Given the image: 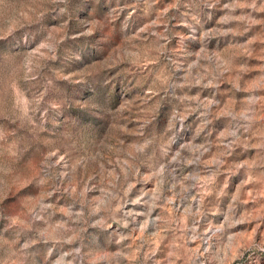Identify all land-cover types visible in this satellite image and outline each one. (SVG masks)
<instances>
[{
  "label": "clouds",
  "instance_id": "9594fccd",
  "mask_svg": "<svg viewBox=\"0 0 264 264\" xmlns=\"http://www.w3.org/2000/svg\"><path fill=\"white\" fill-rule=\"evenodd\" d=\"M35 2L37 10L31 18L7 28L0 27V256L11 251L7 261H0V264L23 261L30 255L31 246L40 240L67 244L79 240L80 245L73 249L79 264H99L117 256L135 259V254L129 256L125 251L129 246L124 241L138 240V248L149 245V251L144 254L147 261L155 255L168 232L169 264L174 256L181 258L176 255L179 252L188 256L186 264H231L236 259L237 250L259 248L264 251V232L260 233V244L254 239L260 225L264 224V211H261L264 210V95L258 93V89L264 90V84L245 81L242 87L234 75L230 59L200 47V32H193L190 37L173 33L167 22L159 17L139 29L135 36L125 35L123 45L114 49L121 55L104 58V53L116 44L122 34H126L135 13L133 9L114 34L113 9L102 19L92 21L87 31L79 33L91 38L87 45L74 46L62 54L67 66L86 69L79 80L65 75L60 79L67 84L61 87L44 85L49 92L48 100L30 89L33 99L27 105H21L17 100L16 81L21 78L22 71L23 79L29 83L36 81L38 72L33 69L39 68L37 61L56 59V49L49 41L55 38L58 30L50 26L58 23V18L66 16L69 6V0ZM178 4L179 0H176L173 7ZM87 6V3L81 4V7ZM226 7L245 5L237 0ZM247 7L264 12V0H259V3L252 0ZM232 19L244 20L246 17ZM192 20L199 24L197 15H193ZM161 23L163 31H155ZM180 23L191 27L186 21ZM251 23L264 24V20H252ZM150 30L156 38L150 50L133 43L141 33ZM229 32L238 34L231 29H209L203 36L207 39L213 35H228ZM173 35L179 36L177 46L169 49V37ZM188 42L199 48L195 53V64L200 71L195 76L190 71L192 64L188 65L187 72L182 73L184 60L190 55ZM131 48H136V51L129 54ZM161 57H164L163 62ZM260 58L264 60V56ZM125 62L127 64L119 70L127 73H132L133 69L143 73L149 65L154 66V69H149L153 83L147 96L155 99L144 110L139 126L133 125L131 118H125L124 113L129 107L127 102L111 99L102 82V71H116V65H124ZM260 80L264 81V76ZM228 83L233 95L236 92L249 93L239 106L231 100L222 105L214 95L200 100L199 95L185 94L180 99L197 101V108H186L183 113L173 111L171 116L165 111L161 113L159 134L155 128L148 131V125L156 119L161 104L166 100L170 103L177 89L199 87L220 91V86ZM198 109H202L200 130L217 117L230 121L217 140L222 150L209 159L202 158L201 148L204 151L209 149L203 145L193 149L191 141L181 143L173 150L180 132L176 126L177 119L183 121L188 113ZM54 148L58 150L54 151ZM237 148L256 149V158L226 169L229 175L242 168L249 171L241 177L240 186L231 197L229 211L216 223L214 221L220 211L218 202L228 188L227 180L222 186H216V177L224 168L226 158ZM81 152L85 154L80 156L77 164L98 166L99 182L90 187L94 177L81 176L79 181L73 179L65 186L61 176H67L69 172L58 173L57 166L62 161L67 166L65 157L71 159ZM185 152L189 154L184 155ZM34 161H38L35 167ZM193 165L200 170L176 181L169 179L177 168ZM247 185H258L259 190L255 193L249 191L246 198L241 199L240 190ZM97 187L100 195L90 197L89 194ZM193 190L195 194H192ZM54 194L70 197L79 204L78 211L68 217L76 222V228H70L67 221L58 222L55 227L48 224L45 217L64 211L57 206L59 200L47 202ZM213 196L214 199H208ZM177 199L186 201L182 209L175 207ZM249 201L258 203L260 210L255 213L242 211L236 216L237 204L246 206ZM128 205L143 207L145 211L126 210ZM157 208L168 215L153 217ZM176 212L181 213L178 218ZM140 216L144 217L143 222L137 220ZM201 220L204 221L203 228ZM39 221L48 226L42 228ZM251 221L256 222L251 233L234 231L237 226ZM113 225L118 226L115 243L120 247L116 252L106 251L97 256L92 249L104 247ZM150 225H155L156 231L146 237L145 232ZM84 233L86 237L82 235ZM21 236L25 238L24 243H20ZM33 236L35 238H31ZM189 241L195 242L197 247L186 248ZM155 264H160V261H155Z\"/></svg>",
  "mask_w": 264,
  "mask_h": 264
},
{
  "label": "rangeland",
  "instance_id": "374dc122",
  "mask_svg": "<svg viewBox=\"0 0 264 264\" xmlns=\"http://www.w3.org/2000/svg\"><path fill=\"white\" fill-rule=\"evenodd\" d=\"M236 2L237 0H179L178 6L173 7V5L176 4V0H156V2H153V0H99V2H97V0H69L66 16L58 18V23L50 26L58 30L55 38L49 41L56 49V59H40L37 61L39 68L33 69V71L38 72L36 76V81H38V83L36 81L29 83V81L23 79L24 72L22 71L20 73L21 78L16 81L17 100L21 105H27L28 102L33 99V96L30 94V89L32 93L43 94V99L48 100L49 92H46L44 85H48L49 88L61 87L67 84L66 81L60 79L61 76L65 75H72L74 80H79L80 74L85 72L86 69L83 67L67 66L62 54L70 51L74 46L83 47L87 45L91 38L80 36L79 33L87 31L92 21L102 19L113 9H115L112 19L114 34L118 30V27L123 24L129 13L133 12V9H135V13L129 21L126 34H122L116 44L104 53V58L121 55L122 53H117L114 49L123 45L125 35L135 36L139 29L143 28L146 24L150 25L152 21L157 20L159 17L161 21L167 22L173 33H179L185 37H190L193 32H200V47L206 48L209 53L218 52L226 59H230L235 69L234 75L239 79L242 87L245 81L249 84H264V81L260 80V77L264 76V60L260 58L264 56V43H262V41H264V24L251 23L252 20H264V12H257L247 7L252 0H239V3L244 4L245 7H226V5L235 4ZM82 3H87L88 6L81 7ZM165 9H167V12H165ZM36 10L37 5L35 0H0V27L7 28L12 26L15 22L31 18L33 12ZM193 15L198 16L199 24H196L195 21L192 20ZM232 17H246V19L237 20L232 19ZM182 20L186 21L191 27H185L184 24L180 23ZM64 25L67 26L64 27ZM209 29H219L220 31L231 29L238 34L233 35L232 32H229L228 35H213L205 39L203 33ZM151 31L152 30L141 33L133 43L139 48L150 50L154 46L153 41L156 39L150 34ZM155 31H163V23L159 24L155 28ZM73 37L76 39H73ZM178 39L179 36H170L168 48L172 49L176 47ZM56 41H60V43ZM250 41H252V43H249ZM135 51L136 48H131L129 54ZM187 51L190 55L184 60L185 68L182 70V73L187 72L188 65L192 64L193 66L190 71L192 75L195 76L200 71L199 66L195 64L197 59L195 53L199 51V48L191 42H188ZM248 53H251V55ZM149 55H151L150 51ZM163 61L164 57H161V62ZM126 64L127 62H125L124 65L117 64L116 71H102V82L106 94L111 99L114 101L118 100L120 103L127 102L129 107L126 109L124 116L126 119L131 118L133 125L139 126L138 121L142 120L144 110L154 103L155 98L149 99L147 96L153 83V76L149 74V69H154V66L149 65V68L145 69L143 73H137L135 69H133L132 73L120 71L119 69ZM89 78H91V75ZM258 93L264 95V90L258 89ZM185 94L188 96L199 95L200 100L212 98L214 95L216 99L220 100L222 105L231 100L234 101L237 106L249 95V93L241 92H236L233 95L230 83L222 84L220 86V91L206 88L201 89L199 87L177 89L175 97L170 103L166 100L161 104L156 119L153 120L152 124L148 125V131L155 128L157 134H159L160 121L162 119L161 113L165 111L171 116L173 111L183 113L186 108H197V101H182L180 99V97ZM222 96L223 99H221ZM200 111H202V109L188 113L187 118L183 121L179 120V118L177 119L176 126L180 129V132L177 136V143L173 145V150L175 151L179 144L191 141L193 149L202 145L208 148L209 151H204L203 148H201V151L203 152L202 158L209 159L211 155L222 150L218 147L217 140L219 134L228 128L230 121L224 117H217L211 119L203 130H200L202 123ZM53 150L55 151L58 149L54 148ZM44 154L46 155L47 153L45 152ZM84 154L85 152H81L80 155L72 156L71 159L65 157V159L68 160L67 166H65L63 161L57 166L58 173L69 172V175L61 176V180L65 182V186H67V182H71L73 179L79 181L81 176L94 177L90 182V187L98 184L99 176L96 174L99 170L98 166L92 163L87 166H79L77 164L80 156ZM188 154L189 152L184 153V155ZM256 154V149L244 150L242 148H237L226 158L224 168L221 169L220 174L216 177V186H222L227 180L228 188L225 190L226 194L222 196L218 202L220 211L214 222L219 223L220 217L229 211L231 197L236 194L237 188L241 183V177L249 171L248 169L242 168L239 172L229 175L226 169H229V166L251 161L256 158ZM36 163H38V161L33 162L34 167ZM199 170L200 168L196 165L184 167L182 169L177 168L175 174L169 177V179L171 181H176ZM187 183H191V181ZM149 186L151 187V185ZM177 190L179 191V185ZM258 190V185H247L240 190V198H246V194L249 191L255 193ZM133 191L135 193L136 190L134 189ZM192 194H195V190H193ZM92 195H100L98 187L94 188L93 192L89 194L90 197ZM208 199H214V196ZM56 200L60 201L57 206L63 208L64 211L56 212L50 218L45 217L48 224L55 227L58 222L67 221L70 228H76V222L74 220H69L68 217L72 213L78 211L79 204L75 203L70 197L58 196L56 194L48 198L47 202L55 203ZM185 205L186 201L177 199L175 207L182 209ZM128 209L137 212L145 211L143 207L135 205H128L126 210ZM257 210H260L259 204L249 201L246 206L237 204L235 215L239 216L242 211L255 213ZM180 214V212H176L175 216L178 218ZM152 215L155 217L158 215L167 216L168 214L162 213L161 209L157 208ZM143 219V216L137 217L139 222H143ZM38 223L42 228L48 226L44 221H39ZM255 225L256 222L251 221L250 223L237 226L234 231L251 233ZM136 226L138 227V225ZM163 226L164 225L161 224V227ZM189 226H191V220H189ZM203 226L204 221L201 220V228H203ZM117 227V225H113L112 229L109 230L110 235L106 239L103 248L96 247L92 249L97 256L103 255L106 251L116 252L118 250L120 246L115 243V230ZM89 231H91V229H89ZM155 231L156 226L150 225L147 232H145V236L147 237ZM261 232H264V224L260 225L254 237L257 244H260ZM82 235L86 237L87 234L84 233ZM168 235H170V232L166 233V238L164 242L159 245L155 255L147 261L144 259V254L149 251V245L145 244L143 248H138V240H126L124 244L129 247L126 248L125 251L129 256L135 254V259L129 260L125 257L117 256L108 261H100L99 264H155V261H160V264H169L168 253L170 249L168 247ZM31 238L35 237L33 236ZM24 239L25 238L21 236L20 243H24ZM79 245V240H76L72 244L57 243L51 240L47 242L40 240L31 246L29 249L30 255L23 261H16V264H57L58 261L59 264H79V259L73 251V249ZM195 247H197V244L191 241L186 245V248L189 249ZM240 252L243 254L241 255ZM9 255H11V251L4 256H0V261L6 262ZM176 255H179L181 258L176 259L174 256L171 260V264H186L188 259L187 255L182 252L176 253ZM231 264H264V251H261L259 248L237 250L236 259L232 260Z\"/></svg>",
  "mask_w": 264,
  "mask_h": 264
}]
</instances>
